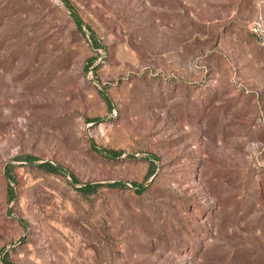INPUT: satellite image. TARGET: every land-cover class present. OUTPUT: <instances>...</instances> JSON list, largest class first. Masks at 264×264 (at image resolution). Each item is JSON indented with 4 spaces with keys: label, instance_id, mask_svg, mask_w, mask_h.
<instances>
[{
    "label": "rangeland",
    "instance_id": "1",
    "mask_svg": "<svg viewBox=\"0 0 264 264\" xmlns=\"http://www.w3.org/2000/svg\"><path fill=\"white\" fill-rule=\"evenodd\" d=\"M66 1L0 0V264H264V0Z\"/></svg>",
    "mask_w": 264,
    "mask_h": 264
},
{
    "label": "trees",
    "instance_id": "2",
    "mask_svg": "<svg viewBox=\"0 0 264 264\" xmlns=\"http://www.w3.org/2000/svg\"><path fill=\"white\" fill-rule=\"evenodd\" d=\"M64 5L66 6V8L70 11L71 13V17L72 19L74 20L75 24L77 25V27H81V21L79 20V18L77 17V15L75 14L74 10L72 9V7H70V5L68 4V2L66 0H61ZM42 168H45L47 169L49 172H52V173H56L58 170L56 167L54 166H51L50 164H43L41 165ZM10 179V178H9ZM93 190L92 188H85V189H82V192L83 191H91Z\"/></svg>",
    "mask_w": 264,
    "mask_h": 264
}]
</instances>
